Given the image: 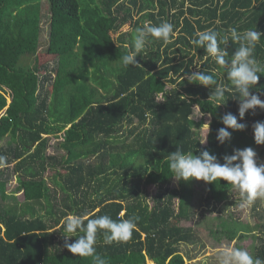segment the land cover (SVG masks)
<instances>
[{
    "label": "trees",
    "instance_id": "obj_1",
    "mask_svg": "<svg viewBox=\"0 0 264 264\" xmlns=\"http://www.w3.org/2000/svg\"><path fill=\"white\" fill-rule=\"evenodd\" d=\"M44 3L50 49L58 56L52 69L39 66L40 44L30 36ZM164 21L174 25L169 42L150 38L136 57L140 65L124 67L121 57L133 48L136 30ZM255 27L264 33V0H0V185L18 183L14 195L0 189V264H93L64 247V222L73 214L85 223L105 214L136 220L127 241L107 243V230H98L94 247L108 264L191 261L182 247L198 235L182 223L194 216V180L173 188L169 154L177 147L194 154L207 149L223 163L234 149L258 147L246 129L217 142L221 117L238 115L239 101L233 89L217 106L214 87L183 79L205 71L233 88L224 69L191 40L208 29L230 36L232 28L243 34ZM236 47L231 40L225 45L229 58ZM254 55L264 65V35ZM252 92L264 100V75ZM195 108L211 117L206 144L200 143L204 122L193 118ZM259 110L239 122L252 127L264 117ZM61 132L57 153L48 154L47 136ZM9 136L14 144L2 146ZM206 184L207 202L214 204L235 189L223 180ZM150 187L157 188L151 201ZM260 232L212 231L230 242L253 237L259 244L251 254L264 260V226Z\"/></svg>",
    "mask_w": 264,
    "mask_h": 264
},
{
    "label": "clouds",
    "instance_id": "obj_2",
    "mask_svg": "<svg viewBox=\"0 0 264 264\" xmlns=\"http://www.w3.org/2000/svg\"><path fill=\"white\" fill-rule=\"evenodd\" d=\"M137 34L133 41V48L127 51L122 57L124 67L140 65L136 57L145 50L150 38H157L168 43L175 35L174 25L164 21L159 25L150 23L144 24L136 30ZM264 33L256 29H248L241 34L236 28L230 30V36H221L213 29L197 32L191 44L197 48H203L217 65L224 69L226 78L233 86L227 88L224 84L218 83L213 74L205 71L186 73L185 77L191 84H199L206 88H213L211 98L217 106L226 103L225 93L234 89V98L239 101L238 115L228 112L221 117L220 122L224 125L217 130L216 140L223 145L230 141L232 132L243 131L247 125L243 121L249 110L255 111L259 108L264 110V100L254 94L252 89L258 85L260 76L264 75V65L255 57L256 44ZM231 40L238 43L235 52L230 56L225 48ZM223 45V47H221ZM197 69L200 65H196ZM209 131V125L206 123ZM231 129L232 131H229ZM207 131V133H208ZM254 141L257 145H264V121H256L253 124ZM206 142V137L201 144ZM257 153L251 148L234 149L233 154L225 155L223 163L217 155L210 154L205 149L194 154V151L185 153L181 147L168 156V167L171 177L179 181H204L213 183L216 181H227L237 189L242 197V205L251 204L257 198L264 197V163H257ZM4 158L0 157V161ZM85 219L79 215H70L65 219L64 247L77 256L91 257L93 264H108L107 260L99 255L94 247L99 229H105L103 233L105 241H127L132 237L133 231L137 228L134 218L114 220L109 215L97 216L94 219ZM72 234V235H67ZM77 237L72 242L70 238ZM219 264H264V260L254 257L244 248H225L218 254Z\"/></svg>",
    "mask_w": 264,
    "mask_h": 264
},
{
    "label": "rangeland",
    "instance_id": "obj_3",
    "mask_svg": "<svg viewBox=\"0 0 264 264\" xmlns=\"http://www.w3.org/2000/svg\"><path fill=\"white\" fill-rule=\"evenodd\" d=\"M49 6L43 4L41 12V21L38 26H32V32L30 36H33L39 41L40 48L37 54L38 63L41 68L49 67L52 69L58 63V56L54 54L50 49L51 42L49 41ZM130 30L129 25L125 26L122 31L126 32ZM117 36L114 35V38ZM52 52V53H51ZM48 88H51L50 85ZM11 102L8 96V104ZM7 109V108H6ZM5 109V110H6ZM260 116H264V111H256ZM3 114V113H2ZM193 118L199 122L203 120L204 126L201 129V136L204 139L208 136V129L206 123L209 125L211 117L203 115L198 108H195ZM53 125L58 124V120L55 117L51 119ZM261 121H264V117ZM248 134L254 137L253 126L246 127ZM208 131V133H207ZM63 132L59 134H51L47 136L49 140L50 148L48 154H56V146L59 142L63 141ZM14 144L12 137H7L2 146L8 144ZM206 144V142H205ZM257 153V163H264V145H258L255 149ZM59 152V151H58ZM64 154V152H60ZM54 175L53 170H49L46 174L48 180L51 183L50 177ZM179 184L177 181L174 183L173 188ZM18 183L13 179L6 186H1V194L3 196L14 195L17 191ZM195 198L193 202L194 216L188 222L182 224L186 227H191L198 235L196 242L183 246L182 251L191 261H187V264H219L218 254L225 248H244L252 253L254 247L259 244V241L254 240L253 237H249L246 240L240 241H228L227 239H220L213 236L212 231L219 230L225 232H238L239 234H246L249 236H259L260 231L264 226V197L257 198L251 204L242 205V197L237 189H233L229 193V199L221 204H214L207 202V196L209 195L207 184L204 181L194 180ZM157 192V188L150 187L148 189V196L150 201ZM22 199L23 197L20 196ZM148 264H153L149 262Z\"/></svg>",
    "mask_w": 264,
    "mask_h": 264
}]
</instances>
